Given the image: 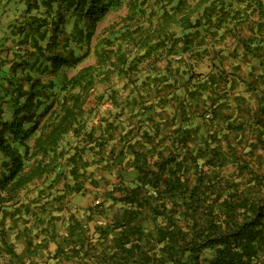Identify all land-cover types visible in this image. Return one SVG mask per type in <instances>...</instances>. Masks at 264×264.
Segmentation results:
<instances>
[{
  "label": "trees",
  "instance_id": "trees-1",
  "mask_svg": "<svg viewBox=\"0 0 264 264\" xmlns=\"http://www.w3.org/2000/svg\"><path fill=\"white\" fill-rule=\"evenodd\" d=\"M121 1L24 0L10 27L0 264H264V0H126L78 67Z\"/></svg>",
  "mask_w": 264,
  "mask_h": 264
},
{
  "label": "rangeland",
  "instance_id": "rangeland-1",
  "mask_svg": "<svg viewBox=\"0 0 264 264\" xmlns=\"http://www.w3.org/2000/svg\"><path fill=\"white\" fill-rule=\"evenodd\" d=\"M23 1L22 0H11V1L9 0L6 3L5 0H0V57L1 58H4L5 54L8 55L9 57L10 52H12L14 48V44L17 39V36H12L11 34L12 30L10 27H12L22 18V15L24 14ZM126 7H127L126 0H123L119 3V5L111 9L103 18L100 19V21L97 24L96 31L91 38L89 48L87 49L83 48V51L85 50V56L77 64L78 67L85 65V64L92 63L94 61L93 45L95 41L97 40V37L101 34L104 28H106L113 22L118 21L119 18H121L126 13V10H127ZM72 71L73 70H67V74L72 73ZM116 85L119 86L118 81H116ZM101 93L105 94L103 92V86L97 85L92 95L89 97L88 104H87L88 112H89V109L98 110L97 116L102 111H105V109L110 106L108 105V101L107 99H105L104 96H101V98L98 97V95ZM96 110L90 112V115H92L93 112H95L92 116L93 121L96 119L95 117ZM79 142L80 141L76 138V136L69 133L64 136V138L59 144L60 146H63V147H69ZM86 186L88 185L86 184ZM31 187L32 185H30L28 188H31ZM86 188H89V189L88 190L85 189L81 193H76L72 195L70 199L72 205L74 204V205L84 206L87 202L92 200L93 194L95 193L94 188L89 187V186ZM30 193L31 191L24 189L23 191H21L20 195L21 197H24L26 194H30Z\"/></svg>",
  "mask_w": 264,
  "mask_h": 264
}]
</instances>
